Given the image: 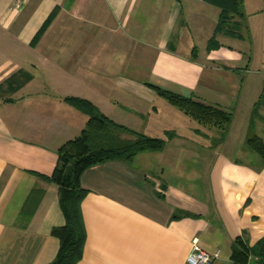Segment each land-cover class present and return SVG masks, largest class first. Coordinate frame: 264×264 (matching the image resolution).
Segmentation results:
<instances>
[{
  "label": "crops",
  "instance_id": "crops-1",
  "mask_svg": "<svg viewBox=\"0 0 264 264\" xmlns=\"http://www.w3.org/2000/svg\"><path fill=\"white\" fill-rule=\"evenodd\" d=\"M245 7L242 37L219 32L209 48L220 9L204 0H0V264H47L57 254L51 229L65 218L48 177L87 119L68 96L165 139L160 151L83 171L76 264H184L195 238L218 250L212 264H240L237 241L250 249L264 236V163L245 148L264 128L251 121L253 105L237 119L249 70ZM147 84L231 111L226 138L213 144L217 127Z\"/></svg>",
  "mask_w": 264,
  "mask_h": 264
},
{
  "label": "trees",
  "instance_id": "trees-1",
  "mask_svg": "<svg viewBox=\"0 0 264 264\" xmlns=\"http://www.w3.org/2000/svg\"><path fill=\"white\" fill-rule=\"evenodd\" d=\"M220 9L214 36L209 40L208 47H215V35L222 32L228 36L241 38L243 26V0H204ZM237 17L238 20H233ZM50 20L37 33H43ZM155 93L166 99L170 104L202 124L218 128L219 133L212 139L213 144L222 142L228 133L232 121V112L217 106L206 104L191 96L147 84ZM65 101L86 115L87 119L81 132L65 142L57 152L58 158L53 172L48 179L59 186V204L65 223L51 229V235L59 241V249L55 258L47 264H76L82 256L85 241V229L81 214V201L86 195L79 183L83 171L87 168L111 160L129 162L145 151H160L165 139L151 137L137 132L124 125L115 123L104 115L89 100L68 96ZM264 108V73L262 90L253 104L251 121L256 119L264 123V116L259 109ZM167 137L172 135L167 132ZM245 148L253 151L264 163V139L250 136L245 140ZM249 255L256 257V264H264V236L250 249L237 241L232 252V259L245 264Z\"/></svg>",
  "mask_w": 264,
  "mask_h": 264
},
{
  "label": "rangeland",
  "instance_id": "rangeland-1",
  "mask_svg": "<svg viewBox=\"0 0 264 264\" xmlns=\"http://www.w3.org/2000/svg\"><path fill=\"white\" fill-rule=\"evenodd\" d=\"M244 3L247 9V16L249 17V19L245 20V23L246 29H248L250 42L247 41L248 43L245 44V46H247L249 58L242 63V67L247 63L249 70L248 72L241 70V76H244V85L240 92L239 107H237L238 120H240L245 113L247 114V111L249 112L250 107L254 103L253 101L259 97L262 90V73L264 72V12L260 10L259 0H243V6ZM257 7H259V10L257 11V15H255ZM247 21L250 24L249 27L247 26ZM255 21L258 22V25ZM259 113L264 116L263 107L259 109ZM255 121L260 122L261 126L264 128V123L261 120L256 119Z\"/></svg>",
  "mask_w": 264,
  "mask_h": 264
},
{
  "label": "built area",
  "instance_id": "built-area-1",
  "mask_svg": "<svg viewBox=\"0 0 264 264\" xmlns=\"http://www.w3.org/2000/svg\"><path fill=\"white\" fill-rule=\"evenodd\" d=\"M192 246L193 249L187 255L184 264H212L213 260L218 257V250L214 252H208L200 248L196 238L192 240ZM246 264H256V262Z\"/></svg>",
  "mask_w": 264,
  "mask_h": 264
}]
</instances>
